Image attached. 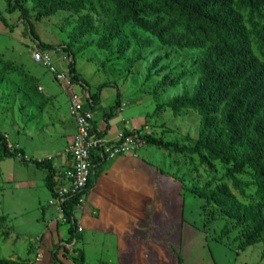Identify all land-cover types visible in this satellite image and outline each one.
Here are the masks:
<instances>
[{"label":"rangeland","instance_id":"rangeland-1","mask_svg":"<svg viewBox=\"0 0 264 264\" xmlns=\"http://www.w3.org/2000/svg\"><path fill=\"white\" fill-rule=\"evenodd\" d=\"M18 1L26 11L24 20L18 10L8 11L6 0H0V135L10 150L19 149L25 160L52 159L58 163L70 135L64 93L71 96L75 92L83 98L80 89L64 91L46 69L32 62L39 42L53 48L50 56L57 70L67 74L74 65L84 92L92 95L100 85H108L102 90V103L94 110L96 128L104 130L106 125L107 132L110 130L108 140H116L119 131L130 129L132 123L125 125L122 121L133 117L145 120L142 135L181 146H191L198 139L201 118L185 109L175 114L169 105L175 98L191 96L198 81L199 52L182 54L162 48L134 25L119 22L96 0H83V8L77 12L59 11L41 19L30 0ZM28 23L37 41L30 35ZM108 33L116 38L103 48ZM253 51L264 61L254 47ZM181 73L185 76L173 84ZM161 83L165 86L159 88ZM117 92L124 113L105 118L115 105ZM137 149L151 153V160L174 180L185 197L184 219L200 230L197 243L176 253L181 264H264L262 238L245 251L240 249L244 236L252 230L249 223H240V219L228 216L225 208L196 197L198 192L226 187L240 205L241 217L257 202L250 170L235 176L242 185L240 190L227 175L230 166L220 162L208 161L205 165L198 155L165 152L144 143ZM44 178L32 163H21L20 157L5 158L0 151V261L37 264L45 257L41 247L48 251L54 248L42 243V211L49 200ZM224 228L229 230L225 237ZM66 229L65 225L59 228V239H66ZM67 249L68 254L73 252L72 247ZM87 264L100 263L88 258Z\"/></svg>","mask_w":264,"mask_h":264},{"label":"trees","instance_id":"trees-1","mask_svg":"<svg viewBox=\"0 0 264 264\" xmlns=\"http://www.w3.org/2000/svg\"><path fill=\"white\" fill-rule=\"evenodd\" d=\"M37 18L52 16L59 11L77 12L83 8V0L67 3L65 0H30ZM9 12L18 10L20 19L26 11L18 0H6ZM104 6L122 24H132L140 31L156 40L162 48L178 53L199 52L197 61L198 81L191 96L184 95L171 101L169 108L173 113L191 110L201 118L198 139L191 146L166 143L142 130L123 132V137L136 136L148 148L177 154L200 156L202 164L208 161L220 162L227 169V175L233 185L241 190L242 185L235 179L246 170L252 172L256 186V205L247 208L241 215L240 205L233 201L226 187L214 192L201 191L196 197L216 203L225 208L226 214L240 219V223H249L252 230L244 236L240 249L245 251L258 240H263L261 258L264 260V61L254 53L264 57V0H96ZM30 35L37 41L33 27L28 23ZM116 35L108 33L105 42L114 41ZM38 50L50 54V46L38 43ZM158 62V61H157ZM157 62L154 64L156 65ZM69 67V65H68ZM70 74L76 83L84 84L76 75L74 65H70ZM185 74L181 73L173 84H177ZM161 83L159 88L164 87ZM108 85H100L94 94L89 95L93 107L99 105L100 93ZM120 95L117 92L115 105L105 118H111L118 111ZM104 132L98 133L104 137ZM0 151L8 159L20 157L21 163H32L45 174V187L51 198H57L54 181L56 171L52 160H25L22 152L10 150L6 140L0 135ZM202 153L204 155H202ZM95 174L82 193L68 196L60 203L63 220L68 226L70 245L77 240V226L73 212L79 200L94 186L104 163L93 160ZM234 202V203H233ZM234 205V207H226ZM234 210V211H233ZM236 212L237 215L230 214ZM3 219L0 218V221ZM224 228L222 236H228ZM54 246L50 255L53 264H62L57 255L62 249ZM75 264H83L81 251L70 254ZM0 264H15L0 261Z\"/></svg>","mask_w":264,"mask_h":264},{"label":"crops","instance_id":"crops-1","mask_svg":"<svg viewBox=\"0 0 264 264\" xmlns=\"http://www.w3.org/2000/svg\"><path fill=\"white\" fill-rule=\"evenodd\" d=\"M55 83L57 85L56 81ZM83 87L84 84L71 88L80 89L83 98L75 92L71 95L79 96L82 103L85 102V106L91 109L94 131L102 133L105 129L98 130L94 118V110L103 101L102 91L99 105L93 107L88 99L91 94L84 92ZM63 89L70 90L64 86ZM40 93L43 92L40 90ZM64 94L69 105L70 96L67 91ZM123 109L125 106L120 103L117 112L124 113ZM67 116L70 144L75 134V124L69 117L68 109ZM128 121L132 123L130 129H122L119 134L139 131L146 125L145 120L135 117L123 120L122 123L126 125ZM104 127L108 129L106 125ZM107 133L104 136L107 141L113 143L117 140H108ZM137 150L106 162L97 171L99 174L93 188L74 209L77 240L70 245L65 244L69 239L68 226L63 220L60 206L49 194L48 205L42 211L45 225L42 243L50 246L60 243L66 249L72 247L73 251H81L83 264H87L88 258H94L100 264H181L176 253L187 251L191 245L197 243L201 236L200 230L184 219L185 197L174 180L156 161L151 160V153ZM69 165L66 150L58 163L52 161V167L56 171L55 191L66 186L63 174ZM63 225L67 228V236L66 239H59V228ZM41 250L45 257L43 255L37 264H53L50 255L52 250L48 251L44 247ZM57 258L62 264H75L70 254H65L62 249Z\"/></svg>","mask_w":264,"mask_h":264},{"label":"built area","instance_id":"built-area-1","mask_svg":"<svg viewBox=\"0 0 264 264\" xmlns=\"http://www.w3.org/2000/svg\"><path fill=\"white\" fill-rule=\"evenodd\" d=\"M32 60L35 64L48 70L55 81L65 88L81 85L73 81L70 73L66 74L63 70H57L50 54L36 49L32 53ZM84 103L77 95H71L69 98L68 113L75 124V134L66 149V154L70 160L69 168L63 174L66 186L56 190L57 198L54 199V202L59 206L66 197L85 191L87 184L95 174L93 160L105 164L116 157L133 152L142 143L138 137H123L122 133L113 143L104 137H99L93 128V113ZM81 201L82 197L79 204ZM78 231L80 230L78 229Z\"/></svg>","mask_w":264,"mask_h":264}]
</instances>
